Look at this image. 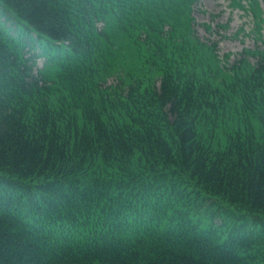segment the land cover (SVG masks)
I'll list each match as a JSON object with an SVG mask.
<instances>
[{"label":"trees","instance_id":"trees-1","mask_svg":"<svg viewBox=\"0 0 264 264\" xmlns=\"http://www.w3.org/2000/svg\"><path fill=\"white\" fill-rule=\"evenodd\" d=\"M198 1L0 0V264H264V48Z\"/></svg>","mask_w":264,"mask_h":264},{"label":"rangeland","instance_id":"rangeland-1","mask_svg":"<svg viewBox=\"0 0 264 264\" xmlns=\"http://www.w3.org/2000/svg\"><path fill=\"white\" fill-rule=\"evenodd\" d=\"M259 1L264 15V0ZM193 14L199 36L217 43L216 51L222 59L228 56L234 61L246 49L264 48V39H259L256 30L255 13L247 0H199ZM206 23L211 24L210 29ZM261 32L264 38V27ZM250 59L254 62L256 57Z\"/></svg>","mask_w":264,"mask_h":264}]
</instances>
